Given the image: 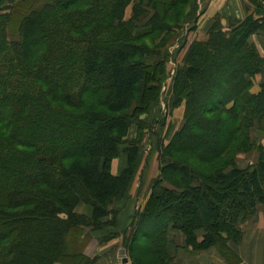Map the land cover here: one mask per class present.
<instances>
[{
	"label": "trees",
	"instance_id": "obj_1",
	"mask_svg": "<svg viewBox=\"0 0 264 264\" xmlns=\"http://www.w3.org/2000/svg\"><path fill=\"white\" fill-rule=\"evenodd\" d=\"M196 1L0 0V264H94L86 227L101 229L108 202L128 190L140 144L120 145L166 72L164 62L146 61L143 41L182 26ZM251 2L227 28L216 15L178 64L173 95L185 104L184 122L124 233L132 264H170V226L194 248L215 246L234 261L230 241L264 203V146L256 163L236 162L264 122V79L252 91L264 56L250 40L264 34V0ZM144 23L150 30L140 33ZM122 151L128 165L116 175ZM80 201L93 205L91 215L75 212Z\"/></svg>",
	"mask_w": 264,
	"mask_h": 264
},
{
	"label": "crops",
	"instance_id": "obj_2",
	"mask_svg": "<svg viewBox=\"0 0 264 264\" xmlns=\"http://www.w3.org/2000/svg\"><path fill=\"white\" fill-rule=\"evenodd\" d=\"M251 7V0H197L196 9L184 23V26L185 24L189 28L195 26L196 30L203 31L205 35L216 15L220 14L224 21L227 19L242 20L250 13ZM148 30H150V27L145 23L138 28L140 33ZM250 40L256 43L260 53L264 56V34L254 33L251 35ZM263 79V73L255 75L253 92H259ZM180 109H182L183 119L185 106H181ZM183 122L177 126L171 124L174 127V133L182 127ZM259 133H263V135ZM250 135L255 145L250 151L237 155L236 162L240 167H247L257 162L259 157L258 145L264 146V122H256L250 131ZM126 146L127 143L124 148ZM141 152L142 147L138 156L137 168L129 186L132 199L129 201L128 208L122 211L115 223H107L104 228L90 232L92 237L85 247V253L95 258L94 264H122L120 252L116 251L117 245L120 240L123 241L124 233L130 228L135 213L145 205L151 192L150 182L147 186L144 184ZM127 165V154L122 151L112 161V172L118 175ZM144 187L146 193L143 191L145 190ZM141 196H144L142 200H140ZM140 201H142V204ZM74 210L77 213L91 215L93 205L89 202L80 201ZM241 226L243 229L242 239L239 242L230 241V246L237 254L234 261H228L215 246L204 249L194 248L187 243L186 236L182 231L172 226L168 227L165 250L170 256V264H264V203L259 204L254 215L243 222ZM110 234L112 236L108 238ZM107 235L108 237L105 238ZM202 235L203 232L199 231L198 237L200 239ZM91 245H94L92 249L90 248ZM118 249L121 250V248ZM54 264L64 263L56 262Z\"/></svg>",
	"mask_w": 264,
	"mask_h": 264
},
{
	"label": "rangeland",
	"instance_id": "obj_3",
	"mask_svg": "<svg viewBox=\"0 0 264 264\" xmlns=\"http://www.w3.org/2000/svg\"><path fill=\"white\" fill-rule=\"evenodd\" d=\"M257 10L262 12V8H257ZM132 14L133 8L132 5H129L126 9V18H130ZM232 21L236 22L237 20ZM222 22L227 28L229 25V20L227 19L224 21V18H222ZM207 37L208 31L204 35L203 31L196 30L195 26L189 28L186 24L185 26L183 24L182 26H175V28L170 32H166L164 37H157L156 34H154L143 41L147 43L150 48V52L146 58V61L149 63H154L159 60L164 62L166 72L162 75L161 90L158 98L150 104L147 112L139 115V122L132 123L129 133L125 137V142L120 145V148L121 150L124 149L126 142L130 140H136L139 142L140 148L142 147L141 157L144 184L147 186V184L150 182L151 189L153 181L161 172V149L162 147L164 148L167 146V144H169L175 134L173 132L174 127H172L171 124L177 126L184 120V115L182 119V109L180 108L181 106L184 107L185 104H177L173 95V82L178 64L181 62L185 52L187 51V48L194 40H202ZM132 111L133 109H131L129 113ZM259 134L263 135V133ZM143 191L146 193V188ZM143 197L144 196H141L140 200H142ZM131 199L132 195L128 188L126 193L121 198H117L111 202H108L107 207L110 209V214L101 219V222L106 224L101 223L100 226L103 225L102 228H104L107 226V223H115L122 211L128 208L129 201ZM140 202L142 204V201ZM98 229L99 228L93 229V227L90 225L86 227V231L89 233L91 231H97ZM89 239V237H86L87 243L90 241ZM93 246L94 245H91L90 248L92 249ZM118 248L126 249L124 246V239L122 242L120 240L119 244L117 245L116 251L120 252ZM126 254L130 256L131 253L126 249ZM136 255L140 256V251H138Z\"/></svg>",
	"mask_w": 264,
	"mask_h": 264
},
{
	"label": "water",
	"instance_id": "obj_4",
	"mask_svg": "<svg viewBox=\"0 0 264 264\" xmlns=\"http://www.w3.org/2000/svg\"><path fill=\"white\" fill-rule=\"evenodd\" d=\"M120 257H121L122 264H132L124 248L120 250Z\"/></svg>",
	"mask_w": 264,
	"mask_h": 264
}]
</instances>
